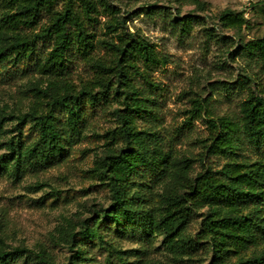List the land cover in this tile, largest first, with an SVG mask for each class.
Returning a JSON list of instances; mask_svg holds the SVG:
<instances>
[{
    "label": "trees",
    "instance_id": "trees-1",
    "mask_svg": "<svg viewBox=\"0 0 264 264\" xmlns=\"http://www.w3.org/2000/svg\"><path fill=\"white\" fill-rule=\"evenodd\" d=\"M59 1L0 0V81L33 70L51 78L46 89L33 90L36 100L27 112L11 115L17 135L0 144L7 150L0 156V171L18 174L27 164L49 166L88 137L89 121L100 109L118 104L110 114L120 127L96 137L110 148L124 146L97 160L87 172L110 194L111 205L99 216L83 220L79 231L67 233L70 247L110 248L120 264H130L124 258L126 252L113 248L108 233L125 234L137 228L147 237H161L164 249L180 263L193 260L205 240L212 264H264V97L251 93L240 103L236 116L217 121L203 119L198 104L186 124L191 127L196 118L210 130V136L202 140V160L207 166L193 178L188 171L192 160L185 159L186 165L176 172L171 152L158 141L150 143L146 136L151 133L138 128L146 116L156 118L150 100L136 85L137 77H148L141 65L151 69L161 62L154 45L142 37L123 39L119 35L121 45L113 47L114 58L98 60L94 79L75 89L67 80L71 58H91L95 49L84 19L95 20L100 5L115 18L118 28L120 11L106 0H61L63 8L57 11L54 7ZM164 1L168 6L161 7L159 14L183 34L191 31L196 17L181 16L179 10L205 6L203 0ZM173 6L177 15L170 12ZM43 14L50 15V21L35 33ZM219 21L236 33L248 24L243 13L233 11L223 12ZM46 42H52L53 48L42 57L39 45ZM243 51L264 67V37L243 43ZM7 116L0 117V138L8 133ZM245 145L256 151L255 158L243 157ZM219 161L223 164L218 165ZM144 181L151 185L168 181L158 205H152L151 194L142 190L144 186L152 189ZM204 209L208 210L205 215L198 213ZM199 217L201 227L194 238L190 227ZM85 253V247L77 248L68 264H80ZM0 264L56 263L46 251L36 254L25 247H8L0 223Z\"/></svg>",
    "mask_w": 264,
    "mask_h": 264
},
{
    "label": "rangeland",
    "instance_id": "rangeland-1",
    "mask_svg": "<svg viewBox=\"0 0 264 264\" xmlns=\"http://www.w3.org/2000/svg\"><path fill=\"white\" fill-rule=\"evenodd\" d=\"M106 1L120 11L116 18L120 24L116 28L115 18L100 5L93 15L95 20L84 19L95 49L88 59L72 56L68 83L80 89L92 81L95 63L114 58L113 47L121 45L119 35L123 39L149 40L161 62L151 69L141 65V71H146L148 77L147 80L137 77L136 85L143 97L150 100L149 107L156 118L146 116L139 120L138 128L151 133L146 136L150 143L158 141L164 150L171 152L176 172L186 165L185 159H191L188 171L191 177H196L207 166L202 160L205 154L202 140L211 133L207 125L196 118L191 127L186 124L198 104L203 109V119L217 121L222 116H236L240 103L251 93L264 97V67L243 51V43L264 37V0H203V7L186 6L179 10L181 16L196 17L187 34L159 14L161 7L168 6L164 0ZM62 8L60 0L54 9ZM77 9L85 17L80 3ZM225 11L243 13L247 27L240 33L222 27L219 17ZM170 12L178 13L174 6ZM49 21L50 15L43 14L34 32L40 33ZM39 48L41 56L45 57L53 44L41 43ZM50 79L33 70L26 74L15 73L0 81V117L8 115L5 121L8 133L0 138V144L17 135L16 120L11 119V115L27 112L36 100L33 90L46 89ZM117 107L120 106L114 104L100 109L89 121L85 133L88 137L49 166L27 164L18 174L0 171V223L8 247H25L36 254L46 251L56 264H68L74 250L85 247V260L80 264H108L107 261L120 264L110 248L91 244L71 248L66 238L69 231L81 229L83 220L99 216L102 209L111 205L110 194L87 172L97 160L124 146L118 144L110 148L96 137L120 127L119 121L110 114ZM6 153V148L0 146V156ZM242 154L246 160L253 159L256 151L245 145ZM166 182L152 185L145 182L152 187L142 188L146 195L151 194L152 205H158L159 195L164 185H168ZM207 211L198 213L205 215ZM201 222L202 217H199L190 227L194 238ZM108 239L114 249L127 253L124 258L130 264H212V253L205 240H201L202 249L191 257L193 260L180 263L164 249L161 237H147L137 228L125 234L110 231Z\"/></svg>",
    "mask_w": 264,
    "mask_h": 264
}]
</instances>
